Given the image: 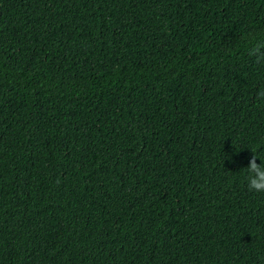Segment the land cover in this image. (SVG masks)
<instances>
[{"label": "trees", "instance_id": "1", "mask_svg": "<svg viewBox=\"0 0 264 264\" xmlns=\"http://www.w3.org/2000/svg\"><path fill=\"white\" fill-rule=\"evenodd\" d=\"M253 37L264 0H0V264H264Z\"/></svg>", "mask_w": 264, "mask_h": 264}, {"label": "clouds", "instance_id": "2", "mask_svg": "<svg viewBox=\"0 0 264 264\" xmlns=\"http://www.w3.org/2000/svg\"><path fill=\"white\" fill-rule=\"evenodd\" d=\"M264 39L252 38L249 43L247 54L250 57H254L257 63H264ZM259 97L264 98V91H261ZM257 155H253L247 170V184L251 191L256 193H264V160L260 159L262 162L257 164Z\"/></svg>", "mask_w": 264, "mask_h": 264}]
</instances>
